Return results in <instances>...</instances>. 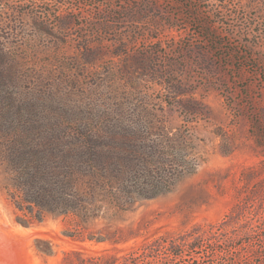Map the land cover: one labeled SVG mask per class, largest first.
Masks as SVG:
<instances>
[{"label": "rangeland", "instance_id": "1", "mask_svg": "<svg viewBox=\"0 0 264 264\" xmlns=\"http://www.w3.org/2000/svg\"><path fill=\"white\" fill-rule=\"evenodd\" d=\"M1 48L0 144L19 114L81 120L142 102L189 130L198 166L117 215L126 240L113 247L72 241L60 218L18 222L0 161V264H61L71 249L117 264H264V0H0Z\"/></svg>", "mask_w": 264, "mask_h": 264}, {"label": "trees", "instance_id": "2", "mask_svg": "<svg viewBox=\"0 0 264 264\" xmlns=\"http://www.w3.org/2000/svg\"><path fill=\"white\" fill-rule=\"evenodd\" d=\"M167 93L170 98L182 94L174 89ZM160 108L118 102L81 120H38L24 114L8 119L7 127L16 132L1 142L0 161L6 163L4 188L17 221L30 226L47 216L60 218L62 234L78 243L115 247L126 240L112 230L114 218L169 192L198 166L189 130L156 121ZM239 213L229 214L222 225ZM43 242L38 250L52 254V242ZM118 259L71 249L63 252L61 264H117Z\"/></svg>", "mask_w": 264, "mask_h": 264}]
</instances>
